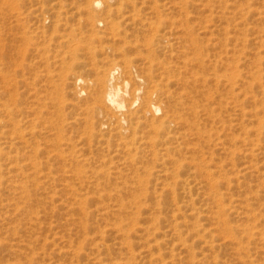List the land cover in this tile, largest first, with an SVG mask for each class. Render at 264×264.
Wrapping results in <instances>:
<instances>
[{
  "label": "rangeland",
  "instance_id": "rangeland-1",
  "mask_svg": "<svg viewBox=\"0 0 264 264\" xmlns=\"http://www.w3.org/2000/svg\"><path fill=\"white\" fill-rule=\"evenodd\" d=\"M90 1L0 0L2 93L5 98L14 97L19 108L31 103V94L38 90L55 113L46 115L49 123H43L48 128L53 125L49 136L43 140L42 134L35 135L42 138L47 152L36 155L26 144L11 147L0 142V242L10 245L12 228H17L16 238L28 237L30 242V247H0V264H93L99 260L102 264H264V168L261 174L252 171L244 177L216 176V190L207 183L208 175L199 171L189 178L199 188L188 190L178 185L172 172L173 153L158 145L155 156L150 148L140 149L134 156L138 158L135 166H126L129 159L112 151L116 137L106 130L98 132L93 102L86 93L78 98L81 83L73 78L81 69L94 67H102L101 74L106 76L109 58L117 59L121 51L105 47L140 48L141 52L131 48L125 54L135 60L140 76L147 60L142 58L144 47H161L156 61L170 66L179 58L177 50L185 51V47L223 44L244 47L248 54L256 47L264 50V0H238L244 3L240 9L234 0H228L232 4L227 9L221 0H217L219 8L215 0H100V7L94 9ZM103 6L115 8L114 12H106ZM97 19L103 22L92 25ZM106 21L113 25L106 26ZM88 47H98L94 57ZM73 61L87 64L76 66ZM159 69L153 79L162 77L165 82ZM94 75L90 79L102 77ZM260 80L264 83V74ZM91 88L84 90L92 92ZM168 88L173 90L172 83ZM250 89L247 93L254 96L253 103L245 102V110L252 114L258 109L261 116L264 87L263 92L256 86ZM229 111L224 119L230 112L227 117H233ZM75 118L79 121L72 125ZM243 122L255 124L251 117ZM171 128L167 125L154 139L161 140ZM234 131L229 130V135L241 132ZM100 139L112 144L109 149ZM259 146L263 152L264 142ZM261 159H252V165L260 166ZM244 160L240 157L237 162ZM121 235L127 236L131 247Z\"/></svg>",
  "mask_w": 264,
  "mask_h": 264
},
{
  "label": "bare ground",
  "instance_id": "bare-ground-1",
  "mask_svg": "<svg viewBox=\"0 0 264 264\" xmlns=\"http://www.w3.org/2000/svg\"><path fill=\"white\" fill-rule=\"evenodd\" d=\"M221 1L225 9L232 4L228 3V0ZM242 1L238 2V0H234L233 4L240 9L241 3L244 1L249 2V0ZM89 3L93 9L99 8L101 5L100 0H93ZM215 3H218L217 6L219 8V2ZM103 9L108 13H113L115 8L103 6ZM218 12L219 16L223 15L222 13L220 15L219 10ZM230 12L233 13L235 11ZM237 12L241 14L239 10ZM102 22L100 19L92 20V25L98 26ZM104 24L106 26L113 25L111 21H106ZM131 48L138 49V47H105V49L117 50V52L121 51L120 57L117 59L108 57L110 66H107L106 76L101 74V72L103 74L105 72L104 69L102 70V67L98 69L94 67L81 69L82 72L73 77L76 82L81 83V87H79L76 93L78 98L83 93H86V99H90L93 102V111L98 114L99 118L96 122V126L99 129L98 132L106 130L116 137V143L113 144L114 148L111 146L115 156L121 154L127 161L129 159L128 162L130 163H125V165L135 166L134 164L138 158L135 159L134 156L140 149L147 148L148 150L150 148L149 152L152 156L157 154L158 149L156 147L158 146L162 147L164 152L171 151L173 153L170 160V163L173 165L172 172L178 179V185L184 184L188 190L199 188L197 187L198 184L192 183L193 181L191 182L190 179L200 172L201 174L208 175L206 179L208 180L207 183L214 186L215 183L213 182H216V176L234 174L244 177L250 175L252 171L259 173L263 170L264 151L259 152V145L264 142V106L263 115L261 116H259L258 109L249 114V110L247 109L248 111H246L244 107L245 102L253 103L254 96L252 97V95L248 94V89L250 91V88L256 86L263 92L264 83L260 80L264 74V50H262V47H256L258 50H255L253 53L251 52V54L245 53L244 47H223V44L222 47H185V51L183 49L177 50V57L179 58L176 59L177 61L175 60L176 63H171L173 66L166 65L160 60L156 61L161 47H144L146 54L145 56L142 54V58L144 57L147 60L143 61L146 66L141 65L142 76L136 73L139 70H136L138 67L134 64L135 60L125 55ZM68 49L74 51L76 48L69 47ZM87 49L94 53L91 56L94 57L98 47H88ZM138 50L140 51L141 49L139 48ZM115 54L118 53L115 52ZM69 55L71 58L74 57V55ZM140 57L138 59H141ZM104 59H107V55L102 60L104 61ZM81 63L78 62L76 64V61H73V64H76V66L87 64L86 62L83 65ZM92 63L94 62L92 61ZM99 64H102V62H99ZM103 64H107L106 61ZM159 68L161 69L160 76L162 74L166 76L167 80L165 82H163L162 77L157 75L159 79H153L156 69L158 70ZM157 72L159 73V71ZM91 73L95 74L94 78L97 77V74L102 75V77L98 76L99 78L92 80L89 77ZM69 74H66L67 78L70 77ZM3 76L4 73L0 70V78ZM169 83L170 85L172 83V86H174L173 90H169ZM91 86L92 92L84 90ZM93 87L96 91H93ZM4 91L2 88L0 89V129H2L0 130V142H4L10 146L26 144L31 147L30 149H33L32 151L36 155L42 151L47 152L45 144L42 145L40 143L42 138L38 140L35 135L42 134L44 140L52 132L50 130H53V125H50L51 127L49 126L50 128H48V124L46 126L43 123H49L50 119L46 115L51 114L54 116L55 113L52 111L54 106L50 110L49 106L51 104L46 101L45 96L40 94L38 90L37 92L34 90L35 93L32 90L33 92L31 93L33 94H30L34 98L32 101L30 100L31 103L27 102L25 104L23 102L22 105L25 104L26 107L24 105L18 108L15 104L16 101H13L14 97L12 99L7 94L11 98L10 101L12 100L9 103V97L5 98L4 95L6 94L2 93ZM53 103L55 104V101ZM228 110L232 111L231 115L233 117H227L228 115L230 116L231 112L229 111L230 113L226 116L227 119H224V113H227ZM246 117L253 119L252 123H255L254 126L251 127L248 123L245 124L243 122ZM78 121L79 119L75 118L72 125ZM169 124L172 126L168 132L169 134L161 140L156 141L154 137L159 134L162 135L161 131ZM238 128V131L240 132L241 130L242 134L240 132L238 135H233L232 133L229 135V130L235 129L234 132H236ZM139 131L141 132L139 133ZM250 136H253V138H250ZM99 142L100 144H106V147L109 149L111 143L108 140L100 139ZM148 142L151 144L149 145ZM40 147L43 148L40 149ZM237 157L244 158L245 160L242 163H238L237 160L239 158ZM258 157L262 158L261 165L253 166L252 161ZM225 159H228L230 162L228 163L227 160L226 163ZM131 169L137 171L136 167ZM213 189L216 190V187ZM11 230L10 233L14 236L11 239L12 242L10 245L7 243L3 245L0 242L1 248L8 246L9 248L30 247L28 237L23 241L21 238H18L21 236L15 237L17 236V232H15L17 228H12ZM27 234L29 235V233ZM121 236L128 244L127 246L131 247L127 236ZM44 240H46V237H44ZM100 245L96 246L98 251L100 250ZM130 249L129 251H131ZM129 251L127 252L130 253V256L134 257ZM93 264L102 263L99 260ZM112 264L127 263L114 261Z\"/></svg>",
  "mask_w": 264,
  "mask_h": 264
}]
</instances>
